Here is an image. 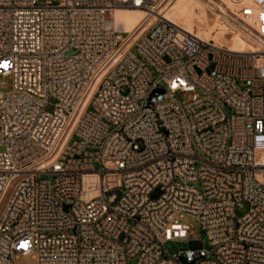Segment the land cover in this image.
Instances as JSON below:
<instances>
[{"label":"built area","instance_id":"2783aa9c","mask_svg":"<svg viewBox=\"0 0 264 264\" xmlns=\"http://www.w3.org/2000/svg\"><path fill=\"white\" fill-rule=\"evenodd\" d=\"M227 1L252 51L159 18L124 52L156 0H0V264H264V0ZM185 218L208 247L170 256Z\"/></svg>","mask_w":264,"mask_h":264},{"label":"rangeland","instance_id":"374dc122","mask_svg":"<svg viewBox=\"0 0 264 264\" xmlns=\"http://www.w3.org/2000/svg\"><path fill=\"white\" fill-rule=\"evenodd\" d=\"M186 1L195 5L197 16L201 17L202 15H204L208 18V22H207V25L205 26L204 32H201L203 33L204 36L206 33L207 34L212 33V35L215 36L216 33L219 32L220 26L222 25V26H225V30L229 38H232L234 36L237 37V39L240 38L239 36L235 34V28L238 25V22L235 20V17L232 15V12H234L233 11L234 8L232 5L228 3L227 0H186ZM176 2L177 0H156L155 10H159V16H161L162 14L170 16L172 12L171 11L172 7L176 4ZM143 11L150 13L145 10ZM220 11L224 13L225 15H227V17L222 15ZM156 22H157L156 19H152L148 23L144 24L134 36L133 42H135L138 38H140L147 31H149ZM194 32L196 34L200 33L197 27L194 28ZM133 52L136 55H138L135 50ZM73 53H74L73 51H70L66 54V56L67 57L71 56L73 55ZM155 77L157 78L158 75L156 74ZM161 87L165 89V86L163 84H161ZM11 89H12L11 79L6 78V77H0V97H4L6 94H9L11 92ZM189 98H190V94L178 92L174 95L167 94L166 102L174 104L182 108L183 105L189 101ZM52 110H53V102H52V106L49 108V111H52ZM4 150L5 148L1 149V151H4ZM197 156L204 159V157L201 156L200 154H198ZM199 166L200 164L198 163L197 168H199ZM98 169L99 167H97V170ZM42 179L53 181L54 176L45 175L42 177ZM159 196H160V190H156L152 194L151 198L156 199ZM246 210L247 208L244 207L243 209H239L237 213L239 215H243L246 212ZM184 223L192 227L191 236H190L191 241L168 242L165 245V250L170 256H174L181 251L199 250L203 248V242H205V246L208 247L205 233L200 229L197 222L194 219L185 218ZM137 262H138V257L130 259L129 264H137ZM16 264H37V262L33 256H26V257H20L17 260Z\"/></svg>","mask_w":264,"mask_h":264},{"label":"bare ground","instance_id":"6f19581e","mask_svg":"<svg viewBox=\"0 0 264 264\" xmlns=\"http://www.w3.org/2000/svg\"><path fill=\"white\" fill-rule=\"evenodd\" d=\"M171 11L170 16L164 14L159 16V10L150 11V13L137 8L121 9L116 11L114 13V22L116 27L131 35L130 42L124 52L128 51L135 43L133 42V38L144 24L148 23L152 19H156L157 21L159 18H163L173 23L184 32L192 34L203 41H213L215 45L227 48L230 51L248 52L253 50L250 43L246 42L242 38L238 37L239 39H237L235 36L229 38L226 33L225 26L222 25L220 26L219 32H217L215 36H213L212 33H206L204 36L201 32H204L208 18L204 15L201 17L197 16L195 5L187 2L186 0H177ZM196 27L200 33L196 34L194 32V28Z\"/></svg>","mask_w":264,"mask_h":264},{"label":"clouds","instance_id":"9594fccd","mask_svg":"<svg viewBox=\"0 0 264 264\" xmlns=\"http://www.w3.org/2000/svg\"><path fill=\"white\" fill-rule=\"evenodd\" d=\"M189 259H191V255H189Z\"/></svg>","mask_w":264,"mask_h":264}]
</instances>
